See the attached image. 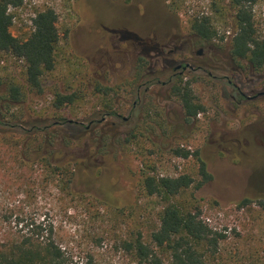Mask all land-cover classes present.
I'll return each mask as SVG.
<instances>
[{
  "label": "rangeland",
  "instance_id": "obj_1",
  "mask_svg": "<svg viewBox=\"0 0 264 264\" xmlns=\"http://www.w3.org/2000/svg\"><path fill=\"white\" fill-rule=\"evenodd\" d=\"M144 1L142 5L143 0H23L21 6L11 7L14 14L11 31L20 38L28 37L38 11L52 7L59 16L63 35L60 64L46 80L44 93L29 94L25 118L33 121L43 117L41 120L46 124L61 116L68 119L60 135L69 139V145L61 146H67L64 156L73 160L74 191L101 199L110 207L99 202L89 207L84 202L68 204L54 188L45 191L38 185L29 198L24 188L15 185L10 188L3 178L0 179V239L19 233L33 220L54 226L68 264H136L120 241L131 220L116 216V209L128 211L135 204L139 160L118 139L124 138L136 121L141 120V108L147 99L144 110L152 111L150 119L164 126L153 122L154 128L137 131L151 135L164 148L188 136L192 149L198 147L207 161L212 178L197 195L204 199L206 221L227 236L225 258L232 254L243 258L251 254L263 256L264 212L256 205L238 210L237 202L264 196V96L254 101L238 100L228 80L236 81L247 95L255 94L264 90V67L255 68L248 60L231 65L230 58L222 54L230 48L229 42L236 31L230 12L227 19L216 16L218 37L211 46L199 45L189 29V17L212 15L213 0H176L181 7L179 12L172 10V0L156 1L159 5L152 0ZM252 13L257 33L264 37V0L252 5ZM168 19L171 27L167 30ZM166 31H170L169 36ZM152 32L162 36L149 34ZM220 37L224 39L221 41ZM141 38L143 43L138 45L136 39ZM111 40L118 47L114 48ZM157 40L168 44L163 57L148 50L149 44ZM200 47L204 55L198 58L195 51ZM171 48L175 49L174 65L182 59L199 60L208 65L207 72L218 75L215 78L200 70L182 74L206 108L190 121L178 101L170 97V86L162 84L172 72L166 68L169 65L166 53ZM147 51L152 53L147 68L159 75L153 76L152 82L147 80L150 91L141 93V108L127 122L117 117L104 118L106 98L96 92V85L103 81H95L93 73L121 85L122 90L109 97L112 103L119 102L121 108L116 109L128 116L127 109L136 99V87L146 81L137 76L136 56ZM17 65L24 63L0 54V67L15 70ZM224 75L227 78L219 79ZM157 77L160 83L155 80ZM56 91L77 92L82 96L55 111L52 102ZM92 121L95 122L88 127ZM161 172L174 174L175 170ZM35 177L38 175H34V180ZM24 180L29 179L25 176Z\"/></svg>",
  "mask_w": 264,
  "mask_h": 264
},
{
  "label": "trees",
  "instance_id": "obj_2",
  "mask_svg": "<svg viewBox=\"0 0 264 264\" xmlns=\"http://www.w3.org/2000/svg\"><path fill=\"white\" fill-rule=\"evenodd\" d=\"M257 1L213 0L212 15L189 17V29L200 38L201 44H212L218 37L219 19L216 16L227 19L230 12L236 31L229 42V52L247 58L255 68L264 67V37L258 35L252 13V5ZM172 2V10L179 12L180 5L176 0ZM22 4L23 0H0V54L24 63L20 67L17 65L15 70L0 67V179L6 178L10 188L13 185L24 188L23 192L29 198L34 186L38 185L45 191L54 188L68 204L84 202L89 207L99 202L110 207L101 199L74 191L73 160L64 156L67 146H61L67 145L69 139L60 135L68 119L61 116L46 124L41 120L45 119L43 117L33 121L25 118L29 94L44 93L46 80L60 64L63 35L59 16L52 7L37 12L27 38L14 35L11 7ZM220 38L221 41L224 39ZM140 63L146 65V57L141 56ZM142 71L138 70L140 78H143ZM169 85L170 96L182 106L188 121L206 111L190 81L177 75ZM96 92L105 96L106 107L118 93H110L101 84L96 85ZM81 96L77 92L56 91L52 107L55 111L62 110ZM151 112L141 110V120L136 121L124 138L118 139V143L131 150L139 160L135 204L128 211L116 209V216L131 220L120 241L132 256L133 263L264 264V255L251 254L243 258L231 253L233 256L225 258L227 236L206 221L204 199L197 195V191L212 178L207 161L198 147L192 149L188 136L164 148L151 135L138 132V129L154 128L155 124L164 126V123L150 119ZM60 140L63 142L59 145ZM174 160L182 162L175 164ZM171 168L175 170L174 174L161 172ZM34 175H38L35 180ZM25 176L28 181L24 180ZM253 205L264 212V196L247 197L237 202L238 210L250 209ZM0 264H68V259L58 243L54 226L32 220L19 233L0 239Z\"/></svg>",
  "mask_w": 264,
  "mask_h": 264
},
{
  "label": "flooded vegetation",
  "instance_id": "obj_3",
  "mask_svg": "<svg viewBox=\"0 0 264 264\" xmlns=\"http://www.w3.org/2000/svg\"><path fill=\"white\" fill-rule=\"evenodd\" d=\"M152 1H155V3H157L159 0H152ZM157 1V2H156ZM144 0H143V3H142V5L144 4ZM158 4V3H157ZM159 5V4H158ZM169 6V5H168ZM138 8H139V6H137ZM170 22H171V20H169L168 19V25H167V30H168V27L170 28L171 27V24H170ZM168 33V34H167ZM149 34H154V35H161L162 36V34H160V33H154V32H152V33H149ZM148 34V35H149ZM170 35V31L168 32V31H166V36H169ZM196 35V34H195ZM196 37H197V40L199 41V45H206V46H211V44H201L200 43V38L196 35ZM155 38H157V36H155ZM118 40V39H117ZM172 40V39H171ZM112 41V40H111ZM136 41H137V44L138 45H142V44H140V43H143L142 41H143V38H141V39H139V40H137L136 39ZM136 44V43H135ZM112 45H113V47L115 48V47H118L117 46V44H116V42L114 41H112ZM150 46L148 47V50H153V51H155L156 52V54H159L158 56H162V54H164L165 53V48H166V46L168 45V44H164V43H159L158 42V40L157 41H154V43H152V44H149ZM205 46V47H206ZM135 47H137V46H135ZM150 48V49H149ZM211 48V47H210ZM231 48H228V50L227 51H225V52H222V54L225 56V57H229L230 58V60H231V65L232 64H236L237 63V61H239V60H248L247 58H244V57H242V56H238V55H236V56H234L231 52H229V50H230ZM150 51H147V52H145L144 54L142 53V52H139L138 54H136V55H138V56H136V63H135V68H136V73H138V70L140 71V69H142L143 71H142V76H143V78L142 79H146V81H143V83L142 84H139L138 85V87H136V90H137V94H136V99H135V101L133 102V104L130 106V108L128 107V116H124L120 111H118V109H119V107L121 108V104L118 102V103H116V104H114V103H112V102H109L108 104H107V109L105 110V112H104V114H105V117L104 118H107V117H117V118H122L125 122H127L128 121V119L129 118H131L132 116H134L135 115V112L139 109V107L141 108V104H142V95H141V93L143 92V93H147V92H149L150 91V87L149 86H146V84H148V81L149 82H152L153 80V76H156V75H159V74H157L156 73V71H151V70H149L148 68H147V64L146 65H144V66H141V63H140V57L141 56H144V57H146V59H147V61L150 59V57H151V55H152V53L150 52ZM210 51V50H209ZM174 52H175V49L174 48H171V49H169L168 51H167V53H166V55H167V58H168V62H169V65L166 67V68H168L167 70H171L172 72L169 74V76H168V79L167 80H165V81H163L162 82V84L163 85H168V86H170L169 85V82L170 81H172V79L174 78V77H176L177 75H181L182 76V74L185 72V71H193V72H195V71H203V73L205 72H207V70H206V66H208L206 63H204V62H202V61H199V60H185V59H182L179 63H177L176 65H174V59L172 58V56H173V54H174ZM195 54H196V57H198V58H201V57H203V55H204V49H203V47H200L199 49H197L196 51H195ZM163 57V56H162ZM220 58H223L224 59V57L223 56H220ZM249 61V60H248ZM252 65H253V63L251 62V61H249ZM108 65H110V64H108ZM166 68H164V70L166 69ZM103 73H104V70L102 71V77H103ZM208 73V75H210V76H213V77H215V78H218V75H214V74H212V72H207ZM105 74V73H104ZM93 76H95L94 77V80L96 81V80H99L100 82H101V80L103 81V82H101V84H102V86L103 87H107L108 88V90H109V92L110 93H115V91H121L122 90V87H121V85L120 84H115V83H109L107 80H103L101 77H99V75H97V73L95 72V75H94V73H93ZM97 78V79H96ZM222 79V78H227L225 75L224 76H220L219 77V79ZM149 79V80H148ZM148 80V81H147ZM155 80H158V82L160 83V81H159V78L157 77V79L155 78ZM229 81V83L232 85V87H233V89H234V94H235V96H237V98H239L238 100H246V101H254V100H256V99H258L259 97H263L264 96V90H262V91H257L255 94H252V95H247L244 91H243V89L236 83V81H234V80H232V79H229L228 80ZM144 87V90H142V88ZM132 90H133V88L131 89V92H132ZM170 90H171V86H170ZM110 96V95H109ZM108 96V97H109ZM171 97V96H170ZM110 98V97H109ZM148 101H147V99H145V104L142 106V108H141V110H144L145 109V107L147 106L146 104H148L147 103ZM114 104V105H113ZM117 106V107H116ZM182 107V106H181ZM116 108H118V109H116ZM183 109V108H182ZM184 111V110H183ZM124 112H126V108H124ZM201 114V113H200ZM95 121H92L91 123H90V125L88 126V127H91L92 126V124L94 123ZM114 124H115V122H113Z\"/></svg>",
  "mask_w": 264,
  "mask_h": 264
}]
</instances>
